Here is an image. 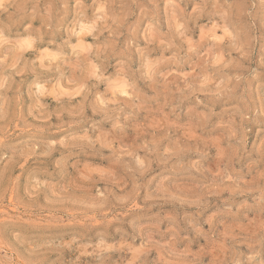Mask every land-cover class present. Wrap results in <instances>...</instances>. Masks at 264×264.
<instances>
[{
	"label": "rangeland",
	"instance_id": "obj_1",
	"mask_svg": "<svg viewBox=\"0 0 264 264\" xmlns=\"http://www.w3.org/2000/svg\"><path fill=\"white\" fill-rule=\"evenodd\" d=\"M0 264H264V0H0Z\"/></svg>",
	"mask_w": 264,
	"mask_h": 264
}]
</instances>
